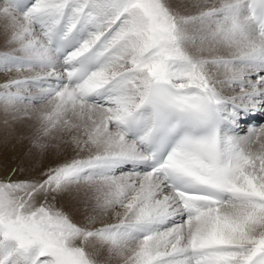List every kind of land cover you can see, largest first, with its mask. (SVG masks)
<instances>
[{"label":"rangeland","instance_id":"obj_1","mask_svg":"<svg viewBox=\"0 0 264 264\" xmlns=\"http://www.w3.org/2000/svg\"><path fill=\"white\" fill-rule=\"evenodd\" d=\"M14 1L0 0V24L2 23L0 25V160L7 151V149L4 150L5 148L12 146L13 155L17 150L10 162L0 163V264H86L78 246L79 239L83 242L90 241V243L94 240V244H106L109 240L118 254L114 257L119 259V264H190L187 260L189 257L187 255L188 228L184 223L180 225L170 223V219L179 218L180 212L176 202L173 204L167 199V203L164 204V198L156 199L155 197L159 195L157 184L156 186L151 184L152 187H156L154 190L151 188L142 190L144 176L141 175L140 178L120 167L123 164L122 159L129 161L130 158L120 156L117 152L112 154L111 148L107 154L95 153L93 135L96 132L87 133L84 126L85 121H83L86 118L83 115H87L84 113L86 105L95 107L101 105L85 103L82 96L85 92L110 80L109 78L116 73L113 70L118 69L117 67L121 66L120 63H124L123 68L120 67L118 71L122 76V79L120 78L122 91L113 100L115 102L121 98L124 103L131 101L132 104L137 99L140 100L142 92L145 93L143 88H146L148 80L151 79L150 76L151 80L166 79L161 75H164L167 70L179 69L178 67L180 69L183 67L185 70V66L188 68L186 70H195L196 64L198 65L201 61L196 62V55L193 52L185 54L182 48H186V39H188L187 46L190 45V48L195 50V47L202 44L205 39L213 36L217 38L221 32V24L231 9L228 5L224 7L227 4L226 0L204 1L196 14L192 13L188 16L189 18L186 17L188 19H183L187 24H183L181 19L176 20L178 16L175 15L174 18L170 10L165 11V14L163 12L157 14L156 10L152 9L151 0H138V3L142 2V4L135 9L144 18L146 28L150 25L144 39L140 41L134 37L135 27H132L138 22L135 15L137 12L133 8L137 5V0H132L133 2L129 0L131 5L128 0H35V3L31 5V11L25 14L13 10ZM65 6L71 7L75 19L85 7H90L91 18L95 21L90 39L100 33L101 27L110 26L111 29L108 30L110 31L118 26L107 43L109 49L114 48L115 51L111 54L113 57L110 55L112 58L110 64L108 63L106 69L98 73L99 75H95V78H91L75 89L70 88L66 83H55L56 77L52 69L55 64H52L50 58L52 53L39 30L32 26L35 17L47 19L48 16V21H53L62 13ZM123 6L126 11L121 12ZM167 15L169 17H166ZM3 20L6 21L5 25ZM180 24L183 27L182 31ZM7 25L8 28H6ZM4 26H6V35L2 34L5 30ZM179 31L181 32L178 33ZM157 32L162 38L157 35ZM202 32H205L206 37ZM167 36L170 41L167 40ZM179 37L183 40L180 41ZM171 39L175 40L171 41ZM131 43L136 51V56L131 58L138 61L137 66L141 67H145V65L142 66V62L147 60L149 65L146 66L149 69L147 79L134 82L139 89L138 87L133 88L136 99L135 96H129V100V97L124 96L125 89L130 78L136 77L134 74L137 70L130 68V59L122 61L117 58L114 60V57L119 52L118 58H122V55L131 50ZM145 45L148 52L146 53L145 49V53L140 52V47ZM241 58L239 55H234L222 59L223 62L219 63L226 62L227 69L234 68L233 71L237 75L248 68L247 65H243ZM189 75L196 76L194 73L186 76ZM247 76L249 77L250 74ZM254 76L256 75L252 74L251 78ZM60 78L65 77H57V79ZM67 78L68 75L65 79ZM65 89L66 91L68 89V92ZM124 103L122 104L125 105ZM131 103L120 107V101L116 102L114 105L117 107L111 115L108 114L99 121L90 116L91 122L89 123L91 126L96 123L95 130L106 129L110 132L115 127L114 122H123L129 118L132 110L137 106V103L134 105ZM77 113H80V118L75 116ZM77 117L79 119H76ZM24 126L27 129L24 130ZM29 128L32 129L30 132H28ZM23 132L27 134L24 135ZM84 137L85 142H83ZM251 139L254 145L264 144L263 135L255 134ZM55 141L68 145V150L58 146ZM242 143L244 140L241 141ZM22 162L31 164L40 174H50L49 178L43 180L38 186L42 200L36 208L30 204V199L34 194L31 193V189H25L27 181L19 177L12 180L13 174L20 173L16 169ZM7 164L9 165L6 166ZM4 174L6 177L3 178ZM157 181L160 182L158 179ZM70 183L75 185L77 190L85 192L84 195H87L89 200L93 199L91 201H94L97 208L96 210L88 203L89 209L96 213L86 216V219L90 220H87L85 227H79L78 223L71 218L72 216L74 218L75 214L72 207L61 205L54 207L52 203L44 205L47 197L44 191L45 186L46 190L52 188L55 192L59 188L68 189ZM47 191L49 194V190ZM68 195L70 196V192ZM255 196L251 193L234 192L230 205H235L239 210L243 209L247 212L255 211L259 205L264 208V197L262 201H259ZM70 197L77 203L76 199ZM215 210L217 213L223 211L222 209ZM101 223L105 225L102 224V226ZM193 244V248L199 250L201 257L194 264H220L219 259L214 260L217 256L215 253L217 249ZM212 256L213 259H210ZM192 259L195 260V257ZM205 259H210L211 262L208 263L209 260L204 262ZM233 261L238 262L237 259ZM225 262L226 260L222 261V263Z\"/></svg>","mask_w":264,"mask_h":264},{"label":"bare ground","instance_id":"obj_2","mask_svg":"<svg viewBox=\"0 0 264 264\" xmlns=\"http://www.w3.org/2000/svg\"><path fill=\"white\" fill-rule=\"evenodd\" d=\"M204 1H206V0H200V1L199 0H151V6H152V9L154 8L156 10L157 14L158 13L162 14V12H163V14H165L164 13L165 11L167 12L168 10H170L171 14H173L172 15L173 17L175 15H176V17L178 16V18L176 20L181 19L183 24H187L186 22H184L183 19L190 16L192 13L196 14V12L199 11V6H201L202 3H204ZM129 3H130V1H129ZM212 3H214V1ZM226 3L227 4H225L224 7L226 5H228V7H230L231 9H230V12L228 11L229 15L224 18V22L221 24L222 25L220 27L221 32L218 34L217 38H215L213 36L209 39H205L202 44H200L198 47H195L196 48L195 50H193V48H190V45H189V47L187 46L188 45V39H186L187 45H186V48H182V49H184V51H182V52L185 54H187L188 52L192 54V52H193L194 55H196V58L194 57L196 59V62H198L199 60L201 61L200 63H198V65L196 64L197 68H195V70L190 69V71L186 70L188 68L185 65H184L185 66L184 68H186L185 70H183V67H182V69H180V67H178L179 69L174 68L175 70L172 68L169 71L167 70V72L164 75L163 74L161 75L162 77H165L166 79H158V81L159 82L160 81L168 82V83L174 85L177 89H186L188 86H195V87L203 88L209 94V96L212 98L214 103L217 104L218 106H220L223 111L227 112V114L230 118H232L233 120H235L237 122L239 121V119H238L237 114L231 108V104H236V105L242 106L244 108H248V109L252 110L254 113H257L260 117H264V38L261 37L259 35V33L256 31V29L254 28L253 23H252L249 15L247 13V7H246L245 0H226ZM136 4L137 5L133 7L134 9L135 8L138 9L139 4H142V2L138 3V0H137ZM130 5H131V3H130ZM125 6H123L121 8V10H120L121 12H123V10L126 11ZM128 8L129 7L127 6V9ZM136 9H135V11L137 12V14L135 13V15L138 18V19L136 18V20H138V22L136 24H134V26H132V27L133 28L135 27L134 28V33H135L134 37H136L140 41V40L144 39L145 34L147 33V30L150 29V25H149V28H146V26L144 25V22H145L144 18ZM142 10H140V11H142ZM131 11H133V10H131ZM226 11H227V9H226ZM11 12H12V10H11ZM126 13H128V12H126ZM129 13H131V12L129 11ZM131 14H133V13H131ZM166 17H169V16L167 15ZM60 18H59V20H60ZM159 18L162 19V17H159ZM188 18H186V19H188ZM134 20H135V18H134ZM134 20L132 19V22H134ZM76 21H77V19L74 20V23ZM221 21H223V20H221ZM2 22L4 24L6 21L3 20ZM166 24H168V23H166ZM107 25H109V24H107ZM180 25H181L180 30L182 31V28H183L182 24H180ZM32 26L35 29H37L35 27L34 23L32 24ZM5 27L6 26L3 27L5 30L3 29L4 33L2 32V34L6 35V28H8V25L6 28ZM172 27H174V26H172ZM216 28H217V26H216ZM216 28H215V30H216ZM109 29H111L110 26L101 27V30H99V32H100L99 34H97L96 36H93L92 39H90L91 38V36H90L86 40L85 47H88L98 37H100L103 33L107 32ZM117 29H118V26L115 27V29H113L112 35H114V33ZM3 30H1V31H3ZM37 30H39V29H37ZM212 30H214V29H212ZM212 30H211V32H212ZM13 31H14V29H13ZM181 31H179L178 33H180ZM39 33H41V35L44 38V33L41 32L40 30H39ZM164 33H165V31H164ZM204 33L202 32L203 35H204ZM209 33H210V30H209ZM214 33H215V31H214ZM214 33H212V34H214ZM159 34L160 33L157 32V35H159ZM172 34L174 35V33H172ZM207 34L208 33H206V35ZM7 35H8V33H7ZM169 36H167L168 37L167 40L170 41ZM176 36H177V34H176ZM171 37H173V36H171ZM164 38L166 39V37H164ZM191 38L192 37H190V39ZM174 40L171 39V41H174ZM181 40H183L182 37L180 38V41ZM44 41H45V38H44ZM107 43H106V46H107ZM46 44L48 46L47 42H46ZM145 47H146V45L140 47V52L143 51V53H145V51H146V53H147L148 51L145 49ZM153 47H155V46H153ZM144 49H145V51H144ZM149 50H151V48ZM38 51H40V50H38ZM35 52H36V50H35ZM45 52L48 53L47 50H45ZM118 53L117 54L115 53L116 55L114 54L115 55L114 60H115V58H117V60H122V61H126V60L130 59L131 60V61H129L130 68H134L137 70L134 74V75H136L135 78L134 77H131V78L128 77V78H130V80L128 81V84H127L128 86L125 89L126 91L124 93L125 97H129V96L133 97V96H135L133 94V88L138 87V85H135L134 82H136V81L139 82L140 80L143 81L144 79H147V77H148L147 72H148L149 67L146 65L149 62L147 60L142 62L143 63L142 66L145 65V67L144 66L141 67L139 64H138L139 66H137L138 61L136 62L135 59L133 60V58H131L132 56H136L135 55L136 51H135L132 43H131V50L126 52L124 55H122L121 56L122 58H118L119 57ZM194 55H192V56H194ZM234 55H239L240 58L243 57V58H241L242 59L241 62H243L244 66L247 65V67H248V68H246L247 69L246 71L244 70L243 72L237 73V75L233 71L234 68H228L227 69L228 66H227L226 62L223 64L219 63L220 61L223 62L222 59L230 58V57H233ZM143 56H144V54H143ZM47 57H49V56L47 55ZM108 57H110V56H108ZM50 58L52 59V64L53 63L55 64L54 67L52 66V69L54 70V74L56 77L55 79L57 80V77H65L66 78L67 75L69 78L70 72H68L67 68L65 69L64 61L56 58L53 54L50 55ZM111 61H112L111 57L107 58V60L103 63V65L100 68L93 71L88 76V78L83 83H81L80 85H77L76 88L78 86L84 85L91 78H95L94 77L95 75H99L98 73H100L102 70H105L107 64L108 63L110 64ZM255 62H256V64H254ZM36 63H38V62H36ZM251 63H253V64H251ZM123 64L120 63L121 66H118L117 67L118 69L113 70L116 73H114L109 78L110 80L115 78V77H120V78L122 77L121 75H119L120 72H118V71H119L120 67H122ZM219 66H221V67L223 66L225 68H220ZM192 69H193V67H192ZM253 69H254V71H252ZM189 73H194L196 76H193V75L186 76ZM54 74H53V76H54ZM248 74H250V76L246 77V75H248ZM252 74L256 75V76L251 78ZM42 75H43V73H42ZM116 75H119V76H116ZM65 78H60V80H65ZM120 78H119V80L122 79V78L121 79ZM150 78L152 79L151 76H150ZM151 79L148 80L146 88L144 86H142V88L144 87L143 89H144L145 93L142 92V95L140 96V100L137 99L136 102H134L133 104L130 101V103L132 105L137 103V106L134 109L132 108L133 112L130 114V116H132L136 112V110L140 107V105L142 104L147 92L149 91L150 85L152 84L153 80H151ZM136 84H138V83H136ZM140 84H139V86L141 87ZM67 86H69V85H67ZM69 87L71 88L73 86H69ZM73 88L75 89V87H73ZM138 89H139V87H138ZM65 91H66V89H65ZM66 92H68V89ZM86 93H88V92H86ZM119 94H121V93H119ZM128 99L130 100V97ZM135 99H136V96H135ZM111 100H113V99H111ZM125 100L127 101V99H125ZM119 101L121 103L120 107L121 106L124 107V106H126V104H130L128 102L124 103L122 101V99L120 98L119 100H117L115 102H114V100L113 101L108 100L107 102L100 104L101 106L98 105L99 107H95L94 105H86L87 108H86L84 113L87 115L82 114L84 116V118H86V120L83 119V121H85V123L83 121L82 122L84 123V126L87 129V133H90V132L94 133V131L96 132V134L93 135V137H94L93 150H95V153L97 154L100 152L102 154H107L109 148H111L113 150L112 154L117 152L120 156H124L126 158L131 159L129 161L128 160L123 161V159H122L123 164L120 165V167L124 168V166L126 164L131 167L133 159L140 160L142 158V155H141L142 152L138 148L136 143L133 142L132 140L128 139L119 130V128H117L116 126L114 128H112L110 132H108L106 129L105 130L102 129V131H100V130L98 131V130H95V124L96 123L95 124L93 123V126H91V123H89V122H91L89 119L90 116L98 119V121H99V119H102V117L108 116V114L111 115V113L114 112V108L117 107V105H114V104L116 102H119ZM85 103H87V102H85ZM122 103H124L125 105H123ZM88 104H98V103H88ZM109 105H110V107H106ZM127 107H128V105H127ZM76 115L80 118V113L75 114V116ZM82 115H81V117H82ZM78 117L76 119H79ZM92 120L95 121V119H92ZM114 123H116V122H114ZM25 128L26 127L24 126L23 129L25 130ZM30 128H29L28 132H30L32 130ZM243 132L244 133H243V135H241V137L239 135L238 136L227 135V134L224 135V138H225L224 148H225L226 154L228 155L227 165H225L224 167H222L218 170H215V171H208L205 169L190 170L193 175L205 176V177L208 175L207 177L211 180L210 182L215 183L216 185H219L223 188L228 189V191L230 192V197L226 200V202L223 205H220L217 207L200 209L199 213L197 215L189 218L190 220L180 219L177 217L170 219V220H173V222H175V223L186 224V227L188 228V232H189V234H188L189 235V238H188L189 244H188L187 248L192 247L194 245L193 243L197 244L198 246H207L210 249L215 248V249H217L215 252L217 256L214 258V260L219 259L220 264L222 263L223 260H226V262L222 263V264H247L251 259L255 258L258 254L264 252V208L259 205L255 208L256 209L255 211L247 212L243 209L239 210L237 208V206H235V205H230L231 200L234 197V192L251 193L253 195H256L255 197L259 201H262V199L264 197V144L263 143H258V144L256 143L254 145V143L252 142V139H251V137L255 134L256 135L260 134V135L264 136V122L261 125H259V127L257 129L246 127L243 130ZM27 133H24V135ZM255 137H257V136H255ZM85 140L86 139L84 137L83 142H85ZM243 140H244V143L241 144V141H243ZM55 142L58 146H62L63 149L68 150V148H69L68 145L62 144L61 141H55ZM6 149H7V151H5L4 156L0 160V163L10 162L12 157L15 156V153L17 151V150H15L14 151L15 153L13 155L11 150H14V149H12V146H11V148H5L4 150H6ZM8 165L9 164H7L6 166H8ZM197 167L198 166L195 165V168H197ZM11 168H13V166H11ZM17 168L18 169H16V170L19 171L20 173L13 174L12 180H16L19 177L20 179H25L27 181L26 182L27 186L25 189H31V193L33 192V194H34L33 197L30 199V204H31V206H34L36 208L42 200V197L39 194L40 189L38 186L41 184V182H43V180L49 178L50 174L49 173L40 174V172H38L37 168H33L31 164H27L25 162H22L20 164V166ZM190 168L192 169L193 167L191 166ZM47 174H49V175L46 176ZM136 176H138V175H136ZM142 176H144V180L142 182V190H144V189L146 190L148 188H151L152 190H154L156 187H152V186H153V184L155 186L157 184L158 185L157 190H158L159 195L155 198L158 200H162L164 198V204L167 203V199L169 201H171L173 204H175V202H176V205L178 207V211L181 214V209H180V206L178 204V201H177L175 194H173L172 191H170L163 182H161L159 179L158 180L160 182H158L157 177L152 175V174H142ZM4 177H6V174H4L3 178ZM138 177L141 178V175ZM151 184H152V186H151ZM51 189L47 188V190H49V192H50L48 194V191L46 190V186H45L44 191H46L47 197L45 198L44 205L47 206V205L52 203L54 205V207L60 206V205L63 207L64 206H70L75 210L74 218H73V216L72 217L70 216V217L72 219H74V221L76 223H78L79 227L87 226V224H85V223L87 222V220L89 221L90 219H86V216L89 214H92V213H96V212H93V210L89 209L90 208V207H88L89 204L94 206L95 209L97 210L94 201H91L93 199L89 200L87 198V195H84L85 192L77 190L76 186L71 184V183H70V186L68 189L59 188V189H56L55 192H53V189L52 190ZM87 189H88V186H87L86 190ZM28 191L30 192V190H28ZM69 192H70V196H72L74 199L77 200V203L74 202L71 199V197L68 195ZM86 206H87V208H86ZM165 206H167V205H165ZM92 209H93V207H92ZM215 209H222L223 211L217 213ZM173 214H174V212H173ZM180 214H179V216H180ZM102 224H104V223H101V225ZM231 234L233 235L232 237H231ZM76 240H78V239H76ZM100 241H101V239H100ZM85 242L86 241L83 242L82 239L78 240V244H79L78 246H79V249H80L83 257L85 258L86 264H119V262H118L119 259L117 257H114L115 255H118V254H117L115 248L113 247L112 243L109 240L107 242L109 244H107V243L106 244H102V243L101 244H96V243L94 244V240H93V243H90V241L86 242V243ZM98 242H99V240H98ZM186 242H187V240H186ZM248 247H250L251 249L248 250L247 249ZM204 249H206V248H204ZM197 251L199 252V250H197ZM196 256L197 257L195 258V260H192L189 257L187 258V260L190 262V264H194L198 259L201 258L200 253ZM210 259H213V256ZM210 259H205L204 262L209 260L208 261V263H209V262H211ZM235 259H237L238 262H234L233 260H235ZM82 261L84 262V260H82Z\"/></svg>","mask_w":264,"mask_h":264}]
</instances>
